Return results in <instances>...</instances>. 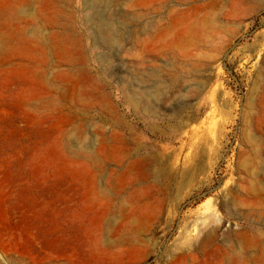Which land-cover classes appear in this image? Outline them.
I'll return each mask as SVG.
<instances>
[{"label": "rangeland", "instance_id": "374dc122", "mask_svg": "<svg viewBox=\"0 0 264 264\" xmlns=\"http://www.w3.org/2000/svg\"><path fill=\"white\" fill-rule=\"evenodd\" d=\"M0 264H264V0H0Z\"/></svg>", "mask_w": 264, "mask_h": 264}, {"label": "bare ground", "instance_id": "6f19581e", "mask_svg": "<svg viewBox=\"0 0 264 264\" xmlns=\"http://www.w3.org/2000/svg\"><path fill=\"white\" fill-rule=\"evenodd\" d=\"M97 32H98L99 36L101 37V39H103L104 41H106L108 39V31L105 29V27L101 23L99 24V26L97 28Z\"/></svg>", "mask_w": 264, "mask_h": 264}]
</instances>
